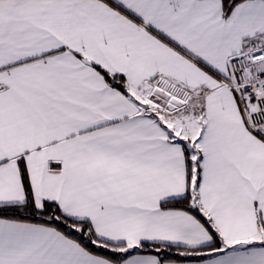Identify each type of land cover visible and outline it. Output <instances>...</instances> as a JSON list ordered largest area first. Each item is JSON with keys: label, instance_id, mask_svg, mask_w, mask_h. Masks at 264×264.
Returning a JSON list of instances; mask_svg holds the SVG:
<instances>
[{"label": "snow or ice", "instance_id": "1", "mask_svg": "<svg viewBox=\"0 0 264 264\" xmlns=\"http://www.w3.org/2000/svg\"><path fill=\"white\" fill-rule=\"evenodd\" d=\"M0 264H264V0H0Z\"/></svg>", "mask_w": 264, "mask_h": 264}]
</instances>
